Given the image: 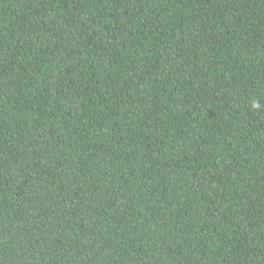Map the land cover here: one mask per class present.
I'll return each mask as SVG.
<instances>
[{
    "label": "trees",
    "instance_id": "obj_1",
    "mask_svg": "<svg viewBox=\"0 0 264 264\" xmlns=\"http://www.w3.org/2000/svg\"><path fill=\"white\" fill-rule=\"evenodd\" d=\"M0 264H264V0H0Z\"/></svg>",
    "mask_w": 264,
    "mask_h": 264
}]
</instances>
